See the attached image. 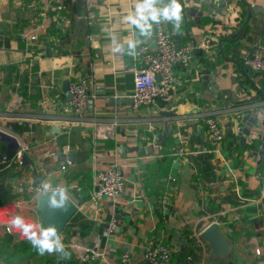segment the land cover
<instances>
[{"label":"crops","instance_id":"obj_1","mask_svg":"<svg viewBox=\"0 0 264 264\" xmlns=\"http://www.w3.org/2000/svg\"><path fill=\"white\" fill-rule=\"evenodd\" d=\"M243 2L264 9V0H181L180 27L167 26L177 45L197 47L193 62L174 67L175 83L166 96L135 109L118 102L133 95L135 64L127 41L139 37L124 19L133 0H66L62 8L52 0H0V130L28 146L31 162L7 179L12 199L2 207L41 223L29 187L49 180L66 186L77 205L60 236L73 256L89 248L113 264L124 254L131 264H146L145 245L157 241L171 249L175 264V254L215 225L225 246L218 253L205 239L203 247L195 244L198 264L263 261L253 253L264 237V216L258 212L264 195V156L258 162L257 154L262 141L241 145L232 126L233 111L246 109L241 114L255 118V129L264 134V75L241 61L252 48L264 56V14L252 11L248 18ZM191 9L201 15L188 14ZM154 29L140 44L154 45ZM113 37L124 45L121 52L112 50ZM205 37L218 44L201 50ZM80 78L87 80L89 101L78 119L66 95ZM207 117L223 131L217 150L205 131ZM12 122L31 131L17 135L7 127ZM99 132L109 137L98 139ZM160 134L157 153L139 157L129 151ZM120 146L125 158L118 154ZM180 148L182 155L176 153ZM109 151L121 162L124 190L93 207V175L113 160ZM50 152L55 159L48 158ZM69 152L73 163L61 161ZM16 190L25 194L15 196ZM15 199L20 205L12 203ZM1 218L9 216L1 212ZM12 231L15 240L24 239Z\"/></svg>","mask_w":264,"mask_h":264},{"label":"built area","instance_id":"obj_2","mask_svg":"<svg viewBox=\"0 0 264 264\" xmlns=\"http://www.w3.org/2000/svg\"><path fill=\"white\" fill-rule=\"evenodd\" d=\"M60 8L65 5L66 0H52ZM155 43L154 45L139 44L136 49V55L132 56L135 64L133 70V107L138 109L143 106L152 105L157 98L166 96L167 90L175 83L174 67L176 65H189L193 62L197 47L191 44L177 45L174 41L172 33L169 31L167 22L155 25L154 29ZM201 50L202 48L199 47ZM242 65L250 72L264 75V56L258 48L246 50L242 54ZM156 76L160 80H156ZM88 84L86 79H77L69 84L68 91L71 94L69 101L73 114L81 119L84 117L88 107ZM262 128L264 129V111L261 118ZM205 131L210 138L211 147L217 150L223 141V131L215 118L207 117L204 120ZM113 136V130L109 133ZM105 132L96 134V138L106 140L109 137ZM15 137V136H14ZM18 140V149L11 154L3 153L0 155V165L6 168L15 166L18 168L22 165L24 153L28 151L26 144H20ZM117 152H107L108 156H113V160L106 164L103 168L95 170L93 175V191L90 197V205L95 207L104 200H113L120 196L124 190L125 178L122 172V165L117 158ZM177 154H184V149L180 148ZM48 158L55 159L56 154L50 152ZM65 164H61L59 169L64 171ZM40 172L44 176H49V170L40 168ZM29 191L36 195L40 192L39 185H31ZM35 211V208H34ZM1 212L12 215L8 207L0 208V233L12 234L5 220L1 218ZM36 212V211H35ZM259 216H264V195L259 202ZM37 213V212H36ZM114 227L112 223L110 229ZM195 244L199 247L204 246V240L201 234L195 236ZM257 249L259 251H257ZM171 249L160 242L148 241L144 248L143 260L146 264H172ZM253 253L256 257L264 256V237L262 245L255 247ZM76 264H113L105 259L102 253L96 249L82 248L74 253ZM132 259L124 254L121 256L118 264H131Z\"/></svg>","mask_w":264,"mask_h":264},{"label":"clouds","instance_id":"obj_3","mask_svg":"<svg viewBox=\"0 0 264 264\" xmlns=\"http://www.w3.org/2000/svg\"><path fill=\"white\" fill-rule=\"evenodd\" d=\"M181 0H133L132 7L124 17L135 35L139 38H150L155 25L162 22H170L174 29L180 27L182 19ZM134 38L127 41V52L131 56L136 55L137 46L141 39ZM114 52H121L124 45L113 37ZM40 192L49 208H64L69 203V189L64 185L56 184L49 180L38 182ZM6 223L20 237L26 239L38 254L56 253L67 256L65 244L59 236L54 224H42L30 220L20 214L11 215ZM257 251H259L257 249Z\"/></svg>","mask_w":264,"mask_h":264},{"label":"water","instance_id":"obj_4","mask_svg":"<svg viewBox=\"0 0 264 264\" xmlns=\"http://www.w3.org/2000/svg\"><path fill=\"white\" fill-rule=\"evenodd\" d=\"M244 3V2H243ZM201 5L205 8V10H210V6H207L206 3L201 2ZM244 5L248 11V18L251 17L252 11L255 13H263L264 9L259 6L250 7L246 3ZM189 13H196L194 9H191L187 12ZM196 15L200 16L201 12H197ZM218 44V41L213 38L205 37L200 45L202 50H206L210 46H215ZM156 80L159 81L160 77L156 76ZM67 98L71 99V94L68 93ZM118 102H127L129 104H133V99H125L120 98ZM246 109H236L233 111L234 117L232 121L233 131L235 137L239 139L240 144L248 143L252 145L253 141L256 139H260L262 141V146L257 151L258 154V162L261 161L262 156H264V134H262L259 130L255 129L257 125V121L255 118L251 117L249 113L241 114ZM255 129V130H254ZM163 134L156 136L149 145L145 146L144 148L133 147L129 149L130 152H137L139 157H145L152 154L153 151L157 153L158 145L162 142ZM0 142L6 145L7 150L9 151H16L18 149V140L13 135L0 130ZM118 154L121 158H125L126 148L124 146H120L118 150ZM61 161H69L73 163V153L69 152L66 155L61 156ZM30 160L28 159L27 155H23L22 159V166L30 164ZM35 179L37 177L35 176ZM73 196L77 200L80 198L77 197L75 190H73ZM35 203V211L37 212L40 222L42 224H54L56 226L57 232L59 236H61L62 232L65 229L67 222L70 218L75 214L77 210V205L69 198V203L66 204L64 208H49L45 202L43 197L36 195L34 197ZM201 237L207 240L210 245L213 247L214 251L220 253L222 248L225 246L224 239L219 234L215 225L209 226L204 232L201 234ZM259 264H264V260L260 261Z\"/></svg>","mask_w":264,"mask_h":264},{"label":"trees","instance_id":"obj_5","mask_svg":"<svg viewBox=\"0 0 264 264\" xmlns=\"http://www.w3.org/2000/svg\"><path fill=\"white\" fill-rule=\"evenodd\" d=\"M7 127L20 136L31 131L30 127L19 122L8 123ZM12 152L7 150L4 143L0 142V155L3 153L11 154ZM15 170L14 165L9 168H6L5 165H0V208L12 199L11 189L9 187L3 188L2 183ZM155 242L157 243V241ZM65 251L68 255L63 257L56 253L40 255L26 239L15 240L13 234L0 235V264H76L69 248L65 247ZM174 258L175 264H198L195 240L192 238L185 250L175 254Z\"/></svg>","mask_w":264,"mask_h":264},{"label":"rangeland","instance_id":"obj_6","mask_svg":"<svg viewBox=\"0 0 264 264\" xmlns=\"http://www.w3.org/2000/svg\"><path fill=\"white\" fill-rule=\"evenodd\" d=\"M19 137V136H18ZM25 155H26V153H24ZM15 169H17V168H15ZM16 185V184H15ZM9 186H11V184L6 180V181H4L3 183H2V187L4 188V187H9ZM25 194V191H22V192H19V190H16L15 192H14V194H15V196H18L19 194ZM13 204H17V205H20L19 203V200H17V199H15L13 202H12ZM3 234H8V233H3ZM2 233L0 234V235H3ZM13 234V233H12Z\"/></svg>","mask_w":264,"mask_h":264}]
</instances>
